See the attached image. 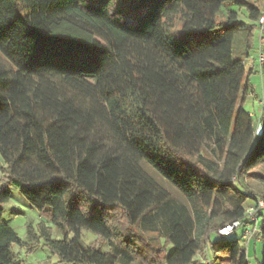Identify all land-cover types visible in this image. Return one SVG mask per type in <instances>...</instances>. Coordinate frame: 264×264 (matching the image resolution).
Here are the masks:
<instances>
[{"label":"trees","instance_id":"obj_1","mask_svg":"<svg viewBox=\"0 0 264 264\" xmlns=\"http://www.w3.org/2000/svg\"><path fill=\"white\" fill-rule=\"evenodd\" d=\"M225 4L239 9L218 21ZM263 8L0 0V264H15L13 246L24 243L1 220L12 185L62 231L40 225L60 262L203 264L196 255L211 250L250 264L240 239L219 229L264 200L247 183L264 187V105L257 125L244 107ZM260 225L264 264V210ZM83 229L109 250L87 244Z\"/></svg>","mask_w":264,"mask_h":264},{"label":"rangeland","instance_id":"obj_2","mask_svg":"<svg viewBox=\"0 0 264 264\" xmlns=\"http://www.w3.org/2000/svg\"><path fill=\"white\" fill-rule=\"evenodd\" d=\"M239 8L232 4H225L221 11L217 15L218 21H223L228 10H238ZM242 18L243 15L241 14ZM242 34H238L235 42H234V55L236 57H243L246 53V47H244V42L240 39ZM259 48V47H258ZM256 58H252V61H255ZM252 61L250 65H252ZM254 63V66H258ZM264 80V79H263ZM252 82V92L249 93L248 98L244 104L245 109L249 110L254 114V122L256 125L258 124L261 110H262V102L264 103V84L262 86L261 76L254 75L251 79ZM264 82V81H263ZM4 166V161L0 156V182L3 178L2 167ZM153 173V172H152ZM158 178V177H157ZM158 180L165 185L171 193L179 197L181 196L177 193V191L169 185L164 180L158 178ZM247 183L255 192H263L264 187L263 183L256 180L255 178H247ZM12 193L9 201L4 203V213L2 216V222L7 223L11 227H13L21 239L23 240V244H14L13 250L16 255V263L15 264H72L68 262H60L59 257L54 254L51 249L45 244V238L42 236L40 225L45 223L52 230V236L54 238H62L63 233L60 231L55 224L48 220L46 217L42 216L37 208H35L32 203L23 196L18 187L16 185H12ZM183 200V199H182ZM117 214L120 220H123V216L118 209ZM29 224L32 225L35 233V241H29ZM244 228L241 226L237 228L233 233L230 234V239H240L241 243L247 250L248 258L250 264H259L262 259L263 252V242L251 240L249 244H246L243 239ZM148 236H156L155 234H148ZM83 240L89 244L93 245L99 243L101 249L103 251L109 250V245L106 240H103L97 234L93 233L89 229L82 230ZM218 237L216 233L213 234V239L215 240ZM209 255L212 257V264H229V261L224 257L218 255L214 258V254L211 250H208ZM205 252H200L196 255V259H200L201 262H205L204 258Z\"/></svg>","mask_w":264,"mask_h":264},{"label":"built area","instance_id":"obj_3","mask_svg":"<svg viewBox=\"0 0 264 264\" xmlns=\"http://www.w3.org/2000/svg\"><path fill=\"white\" fill-rule=\"evenodd\" d=\"M257 25L260 30V36H259L260 47L256 55V59H255L256 63L253 61L252 66L255 63L259 66L260 70H263L264 68V8L257 20ZM262 104L264 105L263 102ZM262 210H264L263 199L259 200L257 204L250 205L247 208L246 221L238 219L231 223H228L219 229V234L229 235L233 233L237 228L242 226L244 228L242 238L244 239V241H246L247 244H249L251 240H255V242L261 241L262 229L260 225V212ZM204 258H205V262L203 264H212V257L209 255L208 252L204 254Z\"/></svg>","mask_w":264,"mask_h":264},{"label":"crops","instance_id":"obj_4","mask_svg":"<svg viewBox=\"0 0 264 264\" xmlns=\"http://www.w3.org/2000/svg\"><path fill=\"white\" fill-rule=\"evenodd\" d=\"M259 36H260V30H259V28L257 26L254 47H253L252 50H250V51L247 52L248 53V56L245 58L246 59V64H247V68H248V70L251 71L250 76H249V92H252L251 91L252 90V85H253L252 82H251L252 76H254V75H260L261 76L262 86L264 84V82H263L264 81L263 80L264 79V68H263V70H260L259 66H254V65L252 66V65H250V63L252 61V58L253 57L256 58V55H257L258 50H259L258 47H260ZM263 90H264V87H263ZM250 113L254 116V114L252 112H250Z\"/></svg>","mask_w":264,"mask_h":264}]
</instances>
